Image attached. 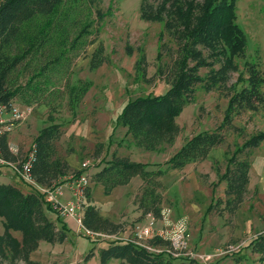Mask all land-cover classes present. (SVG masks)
Masks as SVG:
<instances>
[{
	"label": "trees",
	"instance_id": "1",
	"mask_svg": "<svg viewBox=\"0 0 264 264\" xmlns=\"http://www.w3.org/2000/svg\"><path fill=\"white\" fill-rule=\"evenodd\" d=\"M77 1L87 2L90 6L97 2L4 0L0 5V103L14 101L24 87L40 89V84L35 82L33 85L32 81L51 67V63L58 62L61 58L59 51L60 54H66L76 47L77 44L73 43L67 46L66 36L63 35L66 28L62 25L58 27L57 22H65L67 9H73ZM96 13L97 21L106 15L100 9ZM139 15L146 21L161 22L163 30L176 41L178 49L162 70V30L157 50L160 62L157 71L166 74L170 87L160 94L149 93L128 99L116 116V124L125 127V135L130 136L135 146L153 152L164 151L171 146L180 132L176 118L193 101L198 84L207 91L222 87L228 90L227 105L220 124L211 131L204 130L191 135L164 162L134 161L128 155H118L113 151L110 159L91 173L90 180L100 183L105 193L139 176L142 185L135 201L144 216L151 212L158 217L162 208V193L159 191L162 183L159 178L169 169H180L190 162L205 159L212 149L223 144L224 131L234 126L232 121L236 115L246 110L264 108V71L259 69L256 62L251 61H245V75L238 71L236 59L244 57L246 37L235 22L233 0H141ZM88 26L90 24L85 23L81 27L80 31L83 32L79 38L89 32ZM126 50L128 52L130 49ZM35 56H45L50 60L39 66L36 69L37 75L29 77L24 85H15L13 75L21 73L26 60L30 57L35 59ZM104 60V47L99 43L91 54L89 69H97ZM144 62L145 54L140 51L134 68L143 80ZM201 68L207 69L205 76L200 74ZM233 72L238 73L237 82L229 84ZM43 83L48 85L47 79ZM90 86V80H79L67 85L70 102L77 103ZM48 121L49 124L40 128L33 138L31 173L36 183L53 188L71 176L78 177L84 169L69 173L71 167L68 161L56 149L61 124L55 122L52 116L48 117ZM263 140L264 129L251 134L226 156V166L223 173L218 174V181L225 182L223 203L229 211L234 212L239 207L247 190L250 161L242 157V154L257 147ZM7 141V137H3L1 153L4 158L12 160L14 156L8 150ZM217 203L222 201L213 198L207 213ZM48 212L56 213L57 223L47 216ZM0 219L3 225L0 234V264H18L16 261L20 259L28 264L29 254L38 247L40 241L61 243L67 237V229L61 223L58 212L46 201L44 193L35 188L23 192L13 184L0 183ZM81 222L86 229L107 234L117 233L123 224L122 221L115 223L100 215L99 208L91 204L90 185L84 189ZM13 232H19L20 237H15ZM105 240L107 245L98 250L102 264L111 258L119 259L117 264L194 263L188 257L150 252L130 241L113 238ZM149 242L152 245L165 244L157 238ZM248 247L258 255L260 264H264V232L256 234L249 241Z\"/></svg>",
	"mask_w": 264,
	"mask_h": 264
},
{
	"label": "rangeland",
	"instance_id": "2",
	"mask_svg": "<svg viewBox=\"0 0 264 264\" xmlns=\"http://www.w3.org/2000/svg\"><path fill=\"white\" fill-rule=\"evenodd\" d=\"M140 2L141 0H97L90 6L87 2L77 1L73 9H67L65 22H57V25L66 28L63 35L66 36L67 46L73 43L77 44L76 47L66 54H60L58 50L61 56L58 62L51 63V67L32 81V84L39 83L40 89L24 87L25 89L14 98V102L21 109L30 108L27 116L7 136L10 142L17 144L22 155L31 147L38 130L49 124V116L61 124V135L56 141V149L58 154L68 161L71 167L69 173L74 174L79 168H83V172L93 171L110 159L113 151L118 155L127 153L122 148L128 147L131 138L125 135V127L115 122L122 106L130 98L149 93L160 94L170 87L166 74L157 71L160 63L157 59L159 34L163 30V24L141 19ZM233 6L235 22L246 37L244 57L236 59L238 71L245 75V61L256 62L259 69L264 71V0H233ZM98 9L106 13L101 21L96 19ZM85 23L90 24L87 27L89 32L79 38L83 32L80 29ZM161 42L163 46L160 64L163 70L165 63L170 62L171 55H175L178 46L165 30ZM99 43L104 47L105 60L97 69L90 70L89 60ZM126 48L130 50L127 52ZM140 51L145 54V81L138 77L134 68ZM48 60L50 58L45 56L28 58L23 71L14 74L12 81L15 85H24L29 77L37 75L36 69ZM215 66L218 64L215 63ZM206 73V68L200 69L202 76ZM237 77V72L231 73L228 83H236ZM46 79L48 85L43 83ZM79 80H90L91 86L74 104L70 102L67 85L75 84ZM227 93L228 90L223 87L207 91L198 84L193 101L187 104L176 118L180 132L174 143L164 151L145 154L142 160L152 162L163 159L196 132L215 129L222 120L228 100ZM27 99L31 101L28 102ZM232 124L234 126L224 131L223 144L214 148L210 158L206 157L196 163L197 181L201 183V191L193 190L196 195H189V199L193 198L190 200L192 203L198 201L200 210H196V214L188 220L190 237L186 251L189 253L188 256H183L192 259L193 264H202L196 255L208 257L206 260L203 258L206 264H228L222 261L226 256L246 249L256 234L264 232V140L257 147L242 154V157H247L250 161L249 181L244 199L234 212L229 211L223 203L225 182L218 181V174L223 173L229 152L241 145L251 134L264 129V108L256 111L246 110L236 115ZM190 167L191 162L180 170L178 175H170L167 185L171 186L168 188L162 185L159 190L163 193L162 207L175 206L172 200L180 204L182 200L188 199V195L183 194L179 187L181 182H187L188 187L196 183V180L188 175ZM153 168L154 166L150 167ZM13 181L17 186L27 188V184L18 176ZM213 198L220 199L222 203H217L214 209L207 213L208 205L205 204ZM127 211L126 206L122 207L118 212L119 218L123 223L127 222L132 230L133 224L138 222L131 221L130 212ZM213 232L219 239L227 235L235 236L222 242L216 253H204L208 246L204 247L202 242L205 238H202V235ZM225 251H230V254L224 256ZM222 255L224 257L221 258Z\"/></svg>",
	"mask_w": 264,
	"mask_h": 264
},
{
	"label": "crops",
	"instance_id": "3",
	"mask_svg": "<svg viewBox=\"0 0 264 264\" xmlns=\"http://www.w3.org/2000/svg\"><path fill=\"white\" fill-rule=\"evenodd\" d=\"M129 142L130 144H127L128 147L122 149H125L127 151L125 155H128L134 161L162 163L167 160L171 155L168 154L167 157L152 162L148 160L145 161L142 160V156H144L145 154H150L149 152L153 151H145L135 146L132 143L131 139L129 140ZM213 150L214 149L210 151L209 155L207 156L208 158H210V155L212 154ZM196 163L197 161L191 162L192 167H190L188 171V175L192 179L196 180V183H194V185H190L189 187L187 186V182H185L184 184L182 182L180 183L181 186L179 188H181L180 190L183 192V194L185 193V195H188V199L186 201L182 200L180 204L176 200H172L175 205H170L173 217L185 214L187 215L188 220H190L191 216H194L196 214V210H198V212L200 210L198 201L196 203H192L190 202V200H192L193 198L189 199V195H196V191L193 190L197 189V192L201 191V183L197 181L198 172ZM184 167L180 169H169L167 172H165L159 178L162 185L166 186L167 188L171 186L167 185V182L170 181V175H178L181 172L180 170H182ZM91 172H94V170ZM15 177L17 176L10 169L5 166H0V183L13 184L17 186L13 181ZM141 185V178L139 176H134L130 179L128 183L113 187L109 193H105L104 188L100 183L90 181L91 204L99 208V213L101 216L106 217L115 223H118L120 222V220H122L121 218H119L120 214L118 212L121 211L122 207L125 206L126 208H128L127 213L130 212L129 216L131 221L143 222L145 216L142 213V210L138 207L137 202L135 201V196L139 192V188ZM17 187L20 188L23 192H29V190L32 189V187L28 184L27 188H23L20 186ZM61 187L63 190L62 194L58 195L57 198L61 203L70 206V202H72L74 199L72 184L70 181L65 180L61 184ZM166 191L167 190H165V193ZM211 200L212 199L206 202L205 205H209ZM163 201L164 199L162 200V203ZM74 212L76 213V215L78 213L82 214V210L75 209ZM58 215L60 217L61 223L64 224L67 229V237L61 243H50L47 241H40L38 247L29 254V257L27 259V261L29 262L28 264H102L100 262L98 250L107 245L106 240H99L93 236H86L79 222L77 221L76 215L62 213H58ZM47 216L56 222V213L48 212ZM57 225L59 226L60 223H58ZM157 226H160V223H157ZM2 231L3 225L0 219V234L2 233ZM130 231L131 230L126 222L122 224V227L119 231H117V234L120 236H125L129 234ZM13 235L17 238L20 237L19 232H13ZM203 236L205 238V241L201 242L204 244V247L208 246L207 248H205L206 251H204V253L214 254L219 249L221 244H223L224 241L227 240L228 237L235 235H227L223 237V239H219L218 236L213 232L206 233L205 235L203 234L202 238ZM208 248L214 250H209ZM90 251L91 254L89 255ZM226 254L230 253H224V256H226ZM87 255L89 256L87 257ZM224 256L222 255L221 258ZM222 261H226L228 264H260V262L258 261V255L256 253H253L249 247L239 251V253L234 254L232 256H226L225 260ZM119 262V259L111 258L104 264H117ZM16 263L27 264V262L22 259L16 261Z\"/></svg>",
	"mask_w": 264,
	"mask_h": 264
},
{
	"label": "built area",
	"instance_id": "4",
	"mask_svg": "<svg viewBox=\"0 0 264 264\" xmlns=\"http://www.w3.org/2000/svg\"><path fill=\"white\" fill-rule=\"evenodd\" d=\"M4 0H0V5ZM30 112V108L21 109L16 102L0 103V166L8 167L16 176H18L26 184L32 188L37 189L44 193L46 201L51 207L62 214L76 215L75 209L82 210L84 202V189L90 185L91 171L82 172L78 177L71 176V184L74 192V199L70 202V206L61 203L58 200V195L62 194L61 185L53 188L39 185L33 178L31 173L32 161L34 160L33 145L28 151L22 155L17 144L7 141L8 150L14 156V159L9 160L3 157L1 153V142L3 137H7L16 125L22 121ZM84 167V166H83ZM86 167V166H85ZM77 221L83 229L86 236H93L99 238H113L130 241L138 246L144 247L153 253H166L172 257L188 256L186 245L189 240L190 234L188 229V217L180 215L173 217L170 207H162L160 215L155 217L151 212L145 214L143 222L133 224L132 230L125 236H120L117 233L107 234L103 232H94L86 229L81 222V214L76 215ZM160 223V226H157ZM162 239L164 245H152L149 241L154 239ZM232 250L234 248H231ZM230 252V251H225ZM191 254V253H190ZM196 255V254H195ZM203 261L201 255H196ZM209 258L211 257L208 255ZM208 258V257H207ZM207 258H204L205 260ZM211 264V263H208Z\"/></svg>",
	"mask_w": 264,
	"mask_h": 264
}]
</instances>
